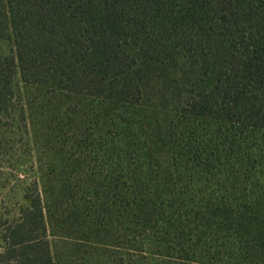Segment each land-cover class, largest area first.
<instances>
[{
  "label": "trees",
  "instance_id": "16d2710c",
  "mask_svg": "<svg viewBox=\"0 0 264 264\" xmlns=\"http://www.w3.org/2000/svg\"><path fill=\"white\" fill-rule=\"evenodd\" d=\"M17 78L168 110L172 194L119 153L130 246L163 257L137 264H264V146H231L264 130V0H0V144L9 113L25 126ZM24 198L0 264H55L36 181Z\"/></svg>",
  "mask_w": 264,
  "mask_h": 264
},
{
  "label": "rangeland",
  "instance_id": "374dc122",
  "mask_svg": "<svg viewBox=\"0 0 264 264\" xmlns=\"http://www.w3.org/2000/svg\"><path fill=\"white\" fill-rule=\"evenodd\" d=\"M16 82L25 126L19 115H7L9 125L0 144V222L1 216L18 215L26 204L24 193L36 181L55 264H137V255L142 262L160 263L163 257L151 261L144 255L150 251L137 254L130 246L133 225L123 226L117 209L123 175L118 162L122 147L128 146L122 165L131 168V151L140 146L143 153H151L154 171L146 176L154 180L156 199L173 193L168 110L148 103H108L85 92L18 78ZM12 107L19 105L12 102ZM249 133L245 142L231 146H264V130ZM126 175L125 180L134 179Z\"/></svg>",
  "mask_w": 264,
  "mask_h": 264
}]
</instances>
